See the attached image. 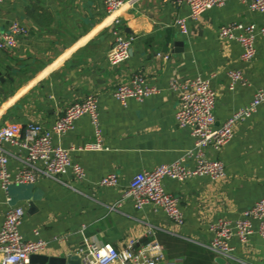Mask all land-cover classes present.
<instances>
[{
	"label": "crops",
	"instance_id": "obj_1",
	"mask_svg": "<svg viewBox=\"0 0 264 264\" xmlns=\"http://www.w3.org/2000/svg\"><path fill=\"white\" fill-rule=\"evenodd\" d=\"M250 1L227 0L205 11L198 20L188 21V34L180 31L176 20L189 16V7L165 0L126 3L112 16L103 0L0 4V33L13 22L29 28L15 49H0V127L49 128L69 106L92 95L98 99L104 144L102 151L71 152L72 160L85 170L83 179L72 172L60 181L41 175L33 185H12L7 194L0 186V228L6 212L21 207L25 216L20 232L27 240L46 241L40 254L46 258L78 257L85 241L110 243L120 250L130 242L138 248L157 239L165 247L161 264H264V238L257 220L252 221L254 232L246 244L237 237L230 240L231 256L210 248L214 234L209 230L220 219L234 224L244 218L245 211L264 196V104L236 127L227 146L207 150L209 159L225 164L223 179L164 180L166 192L179 199L183 224L173 223L155 205L137 210L132 201H122L138 173L173 163L193 150L190 130L181 129L175 119L179 95L171 82L209 81L217 93L216 127L264 89V36L258 33L251 62L242 59L240 43L218 37L225 25L263 23L264 15L249 9ZM116 19L124 35L135 38L129 60L118 67L107 61ZM158 53L169 59L158 58ZM231 70L242 71L246 85L230 90ZM138 73L160 93L142 102L131 100L124 107L114 98V89ZM94 140L91 119L84 116L54 143L78 149ZM0 154L8 157L12 172L22 168L24 152L19 148L3 143ZM186 158L189 166L196 165L194 154ZM109 173L118 175V186L100 185ZM149 229L155 235H149Z\"/></svg>",
	"mask_w": 264,
	"mask_h": 264
},
{
	"label": "built area",
	"instance_id": "obj_2",
	"mask_svg": "<svg viewBox=\"0 0 264 264\" xmlns=\"http://www.w3.org/2000/svg\"><path fill=\"white\" fill-rule=\"evenodd\" d=\"M6 0H0V4ZM139 0H103L105 10L109 16L116 14L126 3L134 5ZM227 0H165L190 9L187 17L178 18L176 25L183 34H188V21L198 20L207 10L224 5ZM251 11L264 15V0H251ZM116 29L113 32L114 42L107 53L110 65L118 67L126 63L131 54L135 38L124 35L119 27L120 20L114 21ZM258 33L264 36V20L260 26L254 24L235 23L225 25L218 31V37L223 41H237L244 49L242 59L251 62L256 55V37ZM29 34V28L20 22H13L5 32L0 33V49L13 50L19 39ZM158 58L169 59L167 55L157 54ZM229 89L234 90L238 85H246L247 81L242 71L228 72ZM171 89L179 95V107L175 119L181 129H189L194 145L187 155L194 154L197 162L194 167L188 165L186 157L173 163L162 164L154 169L138 173L123 192L122 201H132L137 210L147 205L161 208L169 220L177 225L184 222V213L179 205V199L167 193L164 186L166 178L179 182H186L196 177H208L218 181L226 176L225 164L220 160H211L207 150L213 148L220 151L227 146L235 136L238 125L250 119L264 104V89H259L253 99L245 107L235 111L219 127H216L215 107L217 93L209 81L196 79L186 83L171 82ZM160 93L157 86L149 83L145 75L135 74L128 83L118 85L113 92L114 98L124 107L129 101L142 102L145 98ZM88 116L94 128L95 140L78 149H68L54 143V139L62 137L74 129L76 122ZM9 143L24 152L20 170L12 172L9 168V159L0 154V186L4 193L14 184L33 185L39 176H46L60 181L62 176L72 172L77 179L86 176L84 168L71 158V152L102 151L104 150L103 133L99 120L98 99L88 96L80 102L69 106L51 127L43 128L40 125L7 124L0 127V146ZM103 187H116L119 177L109 173L100 183ZM120 205V203H117ZM25 211L21 207H11L5 214L0 228V264H31L35 255H40L47 248V242L39 239L27 240L20 232ZM259 222L258 232L264 238V196L253 207L246 210L244 218L232 224L228 220L220 219L209 226L214 234L210 248L223 256H231L233 251L230 240L237 237L246 244L249 236L254 232L252 221ZM84 230V228H83ZM82 230V232H83ZM148 234L153 236L154 230ZM81 264H161L165 261V247L157 240L136 247L135 242L128 243L124 248L117 250L110 243H89L85 241L84 249L78 254ZM176 264V263H170Z\"/></svg>",
	"mask_w": 264,
	"mask_h": 264
},
{
	"label": "water",
	"instance_id": "obj_3",
	"mask_svg": "<svg viewBox=\"0 0 264 264\" xmlns=\"http://www.w3.org/2000/svg\"><path fill=\"white\" fill-rule=\"evenodd\" d=\"M43 258V259H41ZM43 263V264H80V259L77 256H72L68 259L59 258H46L41 255H35L31 259V263Z\"/></svg>",
	"mask_w": 264,
	"mask_h": 264
}]
</instances>
